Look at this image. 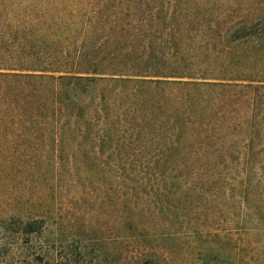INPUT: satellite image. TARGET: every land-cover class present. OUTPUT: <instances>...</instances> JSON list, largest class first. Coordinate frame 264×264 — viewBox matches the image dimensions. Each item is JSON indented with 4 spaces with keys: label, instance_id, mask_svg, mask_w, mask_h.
Segmentation results:
<instances>
[{
    "label": "trees",
    "instance_id": "1",
    "mask_svg": "<svg viewBox=\"0 0 264 264\" xmlns=\"http://www.w3.org/2000/svg\"><path fill=\"white\" fill-rule=\"evenodd\" d=\"M75 2L6 12L10 18L0 28V161L45 166L52 182L64 173L82 180L79 169L91 173L111 160L118 168L129 164L128 175L142 172L143 181L180 183L198 167L264 160V16L238 20L234 8L181 0ZM163 190L171 192L157 186L147 193L158 201L154 215H164ZM198 207L176 204L167 211L197 216ZM245 207L256 214L264 246V212ZM57 212L0 216V258L12 264L20 254V264H60L64 257L50 249L52 238L41 241ZM159 235L133 247L127 264H172V255L154 244ZM191 254L194 264H230L205 240Z\"/></svg>",
    "mask_w": 264,
    "mask_h": 264
},
{
    "label": "rangeland",
    "instance_id": "2",
    "mask_svg": "<svg viewBox=\"0 0 264 264\" xmlns=\"http://www.w3.org/2000/svg\"><path fill=\"white\" fill-rule=\"evenodd\" d=\"M53 1L60 0H0V28L3 21L10 18L6 12L21 5L46 6ZM74 1L94 6L124 2ZM181 1L192 6L231 7L237 10L238 20L249 22L264 16V0ZM16 163L18 161L12 164L0 161V216L16 214L26 219V215L20 214L33 210L46 217L45 212L51 211L52 207L57 208L55 217L48 220L49 226L41 241L44 243L52 238L55 244L50 249L64 257L60 264H76L80 259L82 264H123L122 261L127 264L126 255L131 256L133 247L138 248L148 236L161 233L164 237L157 236L159 238L154 244L168 252L169 259L172 255V264H194L191 251L196 243L204 240L210 251L225 255L230 264H264L263 241L257 231L258 226H255L256 214L247 212L245 207L259 206L264 212V160L241 161L239 165L228 164L221 168L198 167L193 170L194 177L180 183L143 181L141 177L146 176L142 172L137 170L135 174L128 175L132 170L129 164H121L118 168L110 164L111 160L104 165L96 163L98 167L94 166L91 173L87 172V167L79 169L78 172L85 173L82 180L74 173H64L52 182L45 166L31 167L22 163L18 166ZM125 170L128 173L123 175ZM51 186L55 188V196ZM157 186L171 188V192H160L164 205L161 207L165 209L162 216L153 214L157 201L155 195H147L150 187ZM186 188L190 190L191 197L189 193H183ZM133 190H137L136 193ZM24 197L29 201L21 204ZM192 202L199 203L197 216L195 213L181 216L180 212L177 216L167 211L168 206L187 204L188 207ZM199 230L212 234L198 238L195 233ZM230 240L233 241L229 243ZM17 247L25 250L31 246L23 248L18 244ZM78 251L83 253V258L75 257ZM19 255L14 256L12 264H20L17 261ZM8 263L7 256L0 258V264Z\"/></svg>",
    "mask_w": 264,
    "mask_h": 264
}]
</instances>
